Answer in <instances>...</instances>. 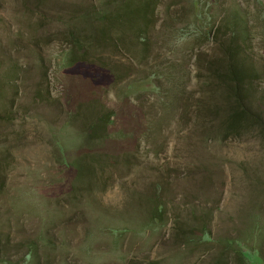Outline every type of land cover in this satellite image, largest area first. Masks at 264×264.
<instances>
[{
  "label": "rangeland",
  "instance_id": "obj_1",
  "mask_svg": "<svg viewBox=\"0 0 264 264\" xmlns=\"http://www.w3.org/2000/svg\"><path fill=\"white\" fill-rule=\"evenodd\" d=\"M108 3L0 0V264H246L237 242L264 264V139L217 137L226 113L200 85L218 43L179 42L200 24L188 0H160L145 46L117 33L95 52ZM231 10L246 22V105L264 120V13L218 0L220 43ZM72 34L88 39L73 64ZM78 104L88 120L113 112L103 135L69 121Z\"/></svg>",
  "mask_w": 264,
  "mask_h": 264
},
{
  "label": "trees",
  "instance_id": "obj_2",
  "mask_svg": "<svg viewBox=\"0 0 264 264\" xmlns=\"http://www.w3.org/2000/svg\"><path fill=\"white\" fill-rule=\"evenodd\" d=\"M159 1L160 0H109L107 5L113 6V8L119 11L116 14H112L111 11H109L111 7L107 8L106 5L104 10L98 12V22L96 25H92V29H90L93 40L91 49L96 52L99 47L112 45L113 39L117 33H119V37L131 35L139 45L142 47L143 45L145 46L147 44L145 33L149 23L148 13H153ZM217 1L218 0H188L190 11L187 17L192 20L190 21L191 23L198 22L200 25L198 27L195 26V24L192 25L193 28L191 30H178V33H180L178 40L179 42H190V40L199 39L206 41L212 40L215 44L218 43L217 46L220 56L213 60L201 62V65L208 71V75L200 82L203 88L209 89L207 93L210 95L216 94V109L220 106V109L223 111L217 110L221 112V115L226 113L222 118L223 124L216 127V136L231 137L243 132L250 133L254 130L264 139V120L262 116L253 112L246 105V89L248 84L246 80H248L249 77V67L242 61V58L240 60V53L238 51L239 40L246 36V25H244L246 22L244 20L239 21L236 17V12L231 10L227 15V19L225 18L226 21L221 22L219 26L221 32L222 30H226L229 38L227 43H220L217 40V31L214 28L216 18L213 14H210L211 7L217 6ZM256 2L262 7L261 13H264V5L262 2H259V0H256ZM208 7H210V9ZM204 8L205 10H203ZM136 10L138 12H136ZM86 39L84 40L80 34L70 35L69 41L73 47V50L69 54L70 63H76L78 59L82 58V54L79 53L85 49V43H88V39ZM88 45H90V43ZM77 55H79V58L76 60ZM160 78H162L161 75H159V79ZM208 99H211V97ZM222 101H225L223 103L225 106L221 105ZM83 107L82 104H78L74 114L70 116L69 121L73 122V120L77 119L74 122H81L82 131L87 134L89 133L90 137L103 135L108 125L111 123L110 119L113 117V112L106 109L97 111L96 108L93 107L92 113H90V119L88 120V118H84L82 115ZM89 107L91 108L92 106ZM200 107L202 112L204 108L206 109V102H203ZM218 111L215 114L220 117ZM78 118L81 120H78ZM206 127L209 126L205 125V121H200V123L196 125V129L200 128L203 131H205ZM78 171L80 172L79 169ZM77 174L78 173H76V175ZM158 204L157 201L154 205L157 210ZM235 244H237L235 253L241 260H245L246 264L263 263L258 250L244 249L239 242ZM29 249L32 248L30 247ZM32 256L33 251L28 250L25 260H29Z\"/></svg>",
  "mask_w": 264,
  "mask_h": 264
}]
</instances>
